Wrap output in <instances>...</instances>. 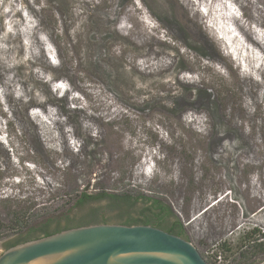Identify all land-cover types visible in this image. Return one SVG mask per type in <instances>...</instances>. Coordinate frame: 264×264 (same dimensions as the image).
Wrapping results in <instances>:
<instances>
[{"label": "rangeland", "instance_id": "1", "mask_svg": "<svg viewBox=\"0 0 264 264\" xmlns=\"http://www.w3.org/2000/svg\"><path fill=\"white\" fill-rule=\"evenodd\" d=\"M192 1L207 33L181 0H0L13 87L0 99V255L48 221L123 220L107 200L78 204L105 193L169 205L208 264L264 259V99L245 95L264 75V28L249 7Z\"/></svg>", "mask_w": 264, "mask_h": 264}, {"label": "water", "instance_id": "2", "mask_svg": "<svg viewBox=\"0 0 264 264\" xmlns=\"http://www.w3.org/2000/svg\"><path fill=\"white\" fill-rule=\"evenodd\" d=\"M0 264H208L195 246L150 225L95 224L18 244Z\"/></svg>", "mask_w": 264, "mask_h": 264}, {"label": "trees", "instance_id": "3", "mask_svg": "<svg viewBox=\"0 0 264 264\" xmlns=\"http://www.w3.org/2000/svg\"><path fill=\"white\" fill-rule=\"evenodd\" d=\"M19 2H21V0H17ZM16 0H14V2H17ZM38 1V0H37ZM206 3H208L207 0H204ZM264 3V0H260ZM182 5L184 6V9L189 13V19L188 21L191 22V27H192V31L195 35H199V28L201 29L202 27L204 28V31L206 32L205 29V20L203 19V14L201 12V10L198 8L197 5H195L193 3L192 0H181ZM230 2L234 5H236L240 10L243 11L242 16L245 17L246 13H247V7L250 8L251 12L249 15V19L254 23L256 28H264V7H258V5L256 3L250 2L249 0H230ZM205 3V4H206ZM102 5H104V3H101ZM107 7L109 8V14H111V16H114L116 14V10L114 8V4L113 2H108L106 3ZM98 7V5H97ZM28 14L34 15V13L32 11L27 12ZM241 16V17H242ZM37 18V15H36ZM38 24L40 25V22L38 20ZM0 27H1V22H0ZM207 33V32H206ZM202 38V37H201ZM138 40V38H137ZM259 50L261 51V53L264 56V43L260 42L257 43ZM0 67L6 71V73L4 74V76H6L8 73H12L10 72L11 70H9L8 67H6V63L3 62L4 57L0 56ZM172 64V61H171ZM53 66V65H51ZM62 66V62H60L58 64V68H60ZM3 76V77H4ZM0 78V99H4L5 103L10 102L11 97L13 96V92L11 89H13L12 86H8V87H4V78ZM244 78L246 79H250L253 80V77L250 75H244ZM18 81H16L17 83ZM186 84H190V85H196L197 83H188L185 81H182ZM12 84H15V81L11 82ZM254 85L257 87V89H255V91L252 88H249L245 91V95L248 97H250L253 102L252 104L257 105L258 100L260 99H264V75L261 77V81L260 80H254L253 81ZM10 89V92H9ZM4 90H6L8 93H4ZM25 91V90H24ZM57 91V90H56ZM28 92V91H27ZM65 93H67V90L64 91ZM29 93V92H28ZM87 94L91 95V94H95L94 92H87ZM30 95V93H29ZM97 95V94H96ZM27 96V95H25ZM24 96L22 95H17L16 99L21 100ZM72 103L78 105V103L74 100V98H72ZM250 104H246V106L248 107ZM85 112V109H83ZM43 111H49L52 112L56 115V120L57 122H60V120L58 119V113L52 111L51 109L48 110H43ZM32 115V114H31ZM31 115L29 116V118L31 119ZM188 115H195V113H191ZM87 118V122L89 121H95V119L92 117L91 114L86 115ZM101 119V117H99ZM99 119V120H100ZM33 120V119H31ZM85 123V125H88L89 123ZM36 132L39 136V129L38 127H36ZM87 131L88 129L85 128ZM207 130V129H206ZM208 132V130L206 131V133ZM40 138V136H39ZM41 142L42 139L40 138ZM237 155V154H236ZM239 157L237 156V159ZM100 200H107L109 203V206L111 208H117L120 211V215H123L125 213L126 217H120L123 220L116 222V224H122V225H127V226H132V225H150L152 227L155 228H159L169 234H173L179 237H183L184 235V226L182 225V223L180 222V220L177 218V216L174 214V212L172 211L171 207L169 205H167L166 203H164L163 201L159 200V199H153L151 197H147L146 195H138L137 197H133L130 194H120V195H108L105 193H102L100 195H95V196H90V195H86V194H82L80 195V199L78 201L79 205H83L85 203H91V202H95V201H100ZM138 202H142L143 205L147 206L145 207L142 212L141 215L139 217H132L129 214H126L127 211L134 207ZM103 214V213H102ZM101 214L98 212H95L94 215L90 216L88 220H82L80 222H78L77 224H72L70 223V221H67L66 225L64 227L61 226H57L55 229L51 230L48 227V223H50L51 221H48L47 223H45L44 225H42L40 228H38L37 230H35V232L37 231L40 236H35L34 233L29 232L25 237H20L19 239H17V241L8 243L6 246V249H9L11 247H14L18 244L21 243H25L31 240H35V239H39L42 237H46V236H50L53 235L55 233L61 232L63 230H67V229H71V228H76V227H83V226H89V225H95V224H110V222L107 221V219L105 217H101ZM166 220H172V223L170 224V226L165 224ZM36 234V233H35ZM255 247L257 248V250L261 253H264V242L259 241L255 244Z\"/></svg>", "mask_w": 264, "mask_h": 264}, {"label": "built area", "instance_id": "4", "mask_svg": "<svg viewBox=\"0 0 264 264\" xmlns=\"http://www.w3.org/2000/svg\"><path fill=\"white\" fill-rule=\"evenodd\" d=\"M217 264H223V260H222V257L221 256H218L217 257ZM255 264H264V259L263 260H261V261H259V262H257V263H255Z\"/></svg>", "mask_w": 264, "mask_h": 264}]
</instances>
